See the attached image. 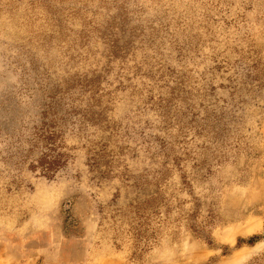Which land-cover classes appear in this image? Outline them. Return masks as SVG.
Here are the masks:
<instances>
[{
	"label": "rangeland",
	"instance_id": "1",
	"mask_svg": "<svg viewBox=\"0 0 264 264\" xmlns=\"http://www.w3.org/2000/svg\"><path fill=\"white\" fill-rule=\"evenodd\" d=\"M0 264H264V0H0Z\"/></svg>",
	"mask_w": 264,
	"mask_h": 264
},
{
	"label": "trees",
	"instance_id": "2",
	"mask_svg": "<svg viewBox=\"0 0 264 264\" xmlns=\"http://www.w3.org/2000/svg\"><path fill=\"white\" fill-rule=\"evenodd\" d=\"M259 240V237H253V238H250L249 240L247 241H244V240H239L238 244L235 246V248H239L241 246V244L243 242L249 244V245H253L255 244V242H257Z\"/></svg>",
	"mask_w": 264,
	"mask_h": 264
},
{
	"label": "crops",
	"instance_id": "3",
	"mask_svg": "<svg viewBox=\"0 0 264 264\" xmlns=\"http://www.w3.org/2000/svg\"><path fill=\"white\" fill-rule=\"evenodd\" d=\"M254 226V224H251V227Z\"/></svg>",
	"mask_w": 264,
	"mask_h": 264
}]
</instances>
